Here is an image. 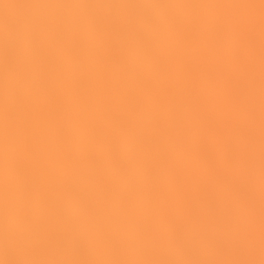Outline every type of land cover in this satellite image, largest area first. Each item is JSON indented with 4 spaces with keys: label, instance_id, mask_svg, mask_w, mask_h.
<instances>
[{
    "label": "snow or ice",
    "instance_id": "1",
    "mask_svg": "<svg viewBox=\"0 0 264 264\" xmlns=\"http://www.w3.org/2000/svg\"><path fill=\"white\" fill-rule=\"evenodd\" d=\"M0 264H264V0H0Z\"/></svg>",
    "mask_w": 264,
    "mask_h": 264
},
{
    "label": "clouds",
    "instance_id": "2",
    "mask_svg": "<svg viewBox=\"0 0 264 264\" xmlns=\"http://www.w3.org/2000/svg\"><path fill=\"white\" fill-rule=\"evenodd\" d=\"M0 249H2V243H0Z\"/></svg>",
    "mask_w": 264,
    "mask_h": 264
}]
</instances>
